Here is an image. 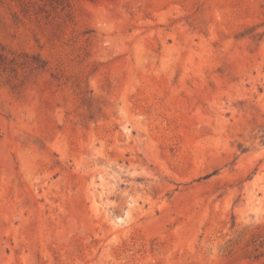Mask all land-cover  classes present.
<instances>
[{
	"label": "rangeland",
	"instance_id": "rangeland-1",
	"mask_svg": "<svg viewBox=\"0 0 264 264\" xmlns=\"http://www.w3.org/2000/svg\"><path fill=\"white\" fill-rule=\"evenodd\" d=\"M0 264H264V0H0Z\"/></svg>",
	"mask_w": 264,
	"mask_h": 264
}]
</instances>
